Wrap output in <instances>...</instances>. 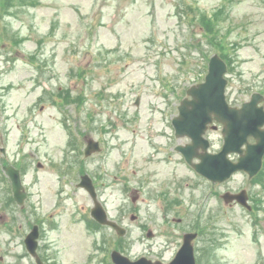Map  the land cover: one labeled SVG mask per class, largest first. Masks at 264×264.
<instances>
[{
    "label": "rangeland",
    "instance_id": "obj_1",
    "mask_svg": "<svg viewBox=\"0 0 264 264\" xmlns=\"http://www.w3.org/2000/svg\"><path fill=\"white\" fill-rule=\"evenodd\" d=\"M217 53L231 105L264 94V0H0V158L23 166L29 194L0 231L17 264L33 225L61 264H113L114 250L168 263L196 232L197 264H264V178L173 170L171 119ZM89 138L102 151L87 157ZM84 174L125 237L92 219ZM243 189L249 207L221 197Z\"/></svg>",
    "mask_w": 264,
    "mask_h": 264
},
{
    "label": "water",
    "instance_id": "obj_2",
    "mask_svg": "<svg viewBox=\"0 0 264 264\" xmlns=\"http://www.w3.org/2000/svg\"><path fill=\"white\" fill-rule=\"evenodd\" d=\"M227 71V65L219 55L212 57L205 82L188 90L187 93L192 99H186L182 102L179 107V116L173 122L177 136H188L193 140L192 145L181 147L179 150L184 152L188 162L192 163L190 153L195 149L202 148L205 153L199 156L201 163L194 165V167L200 174L214 182H224L237 171H246L252 178L260 171L264 157V130H262L264 108L258 107L262 96L255 94L251 102L245 104L242 109L230 107L226 99L228 80L225 79V75ZM213 116L218 122L224 124L225 145L223 151L218 155L207 152L209 144L203 139V134L207 125L213 121ZM250 137H254L257 144H248ZM245 144H248L246 150L242 149ZM100 150V144L90 140L86 149V156ZM235 152L241 155L238 163H233L228 159V155ZM6 171L13 181L15 197L22 204L26 194L23 191L20 173L14 168H7ZM80 187L85 188L95 199L94 218L102 224L113 226L120 234H123V230L108 220L104 208L96 200L95 188L89 176L86 175L82 178ZM244 194H240L237 198L241 199ZM242 203L247 205L245 197ZM196 237V234L185 235L182 248L170 264H196L192 244ZM38 238L39 228L36 226L26 240L27 248L34 256L37 254ZM112 259L115 264H163L161 262L153 263L145 258L132 262L117 251L113 253ZM38 263L42 264L39 259Z\"/></svg>",
    "mask_w": 264,
    "mask_h": 264
},
{
    "label": "flooded vegetation",
    "instance_id": "obj_3",
    "mask_svg": "<svg viewBox=\"0 0 264 264\" xmlns=\"http://www.w3.org/2000/svg\"><path fill=\"white\" fill-rule=\"evenodd\" d=\"M235 106H239V105L236 104ZM175 118L176 117H173L171 119L172 128L174 130V136H173L174 141L173 142L176 143L178 141L177 145L175 144L174 149H175V153H177L180 156V162L172 164V165H174V167H173V170L175 171L174 173H176L180 169V166H185L187 168L188 173L192 174V172H193L197 177L202 178V176L197 174L193 170V168L188 164L185 157L180 152H178L177 148L179 146L187 145L191 141L187 137H184V138H178L177 137L175 128L173 126V121ZM206 138L209 140V142L211 144V148L214 150V152L215 153L219 152L224 145V134H223L222 125H220V124L210 125L208 127L207 132H206ZM180 141H182V143H179ZM0 152L6 158V152H3L2 148L0 149ZM236 158L237 157L235 155L234 159L236 160ZM195 161H197V160H195ZM0 162H1L0 163L1 164L0 165V231L1 230L5 231L4 234L7 235V229L11 234L14 233L13 231H14L15 225L17 223V217H16L17 208H19L22 213L25 212V209L27 206L26 201L29 197V194H28L24 204L19 206L17 201H16L15 195H14V191H13L14 185H13L12 179L7 175L6 169L10 166H14L16 169H18L21 172L22 176H24L25 169L22 168L23 167L22 165H21L22 167H18L17 164L15 165V162L13 164H11L10 162H8V163L5 162V159H3V158H0ZM120 175H121V179L124 180L123 174L121 173ZM205 181H207V180H205ZM92 182L94 184V187L96 188L97 197L100 198L98 195L97 186L94 183L93 179H92ZM143 186L144 185L136 186V187L132 188V191H134L133 193L135 195L134 199H136V201H139V199L141 198ZM157 187L158 188L154 189V190L166 191V190L170 189L169 186H167V187L157 186ZM124 190H127V188L123 189V191ZM154 190L152 193H150V191H148L149 194H152L150 196V198L154 197V195H157L154 193ZM166 192H163V193H166ZM27 193H28V191H27ZM136 201H133V199H132V202H136ZM103 206H104V204H103ZM229 207H233V205H230ZM117 223L120 226H122L119 222H117ZM33 228L34 227L31 228L29 233H32ZM149 231H151V230H149ZM149 231H148V233H149ZM28 234L23 239L24 245L21 243V245H23L24 251H25V253H22L20 255L22 260L26 259L28 264H39L38 263V258H39V260L42 264H61L62 261H61L60 257L58 256V254L50 253L49 252L50 249L46 248L44 246V244L40 241V238H39V246H38V254H37L38 258L33 256L32 254H30L27 247H26V240H27ZM152 234H154V233L152 232ZM40 236H41V231H40ZM15 245H16L15 238L9 237V238H5V239H0V264H17L16 255L11 254V252H12L11 247L15 251ZM148 259H150V258H148ZM150 260L160 261V260H154V259H150Z\"/></svg>",
    "mask_w": 264,
    "mask_h": 264
},
{
    "label": "trees",
    "instance_id": "obj_4",
    "mask_svg": "<svg viewBox=\"0 0 264 264\" xmlns=\"http://www.w3.org/2000/svg\"><path fill=\"white\" fill-rule=\"evenodd\" d=\"M224 57H225V55L224 54H222ZM263 175H264V173H263Z\"/></svg>",
    "mask_w": 264,
    "mask_h": 264
}]
</instances>
